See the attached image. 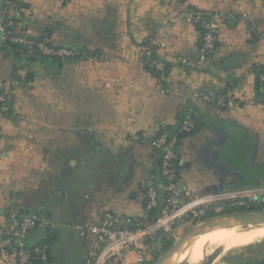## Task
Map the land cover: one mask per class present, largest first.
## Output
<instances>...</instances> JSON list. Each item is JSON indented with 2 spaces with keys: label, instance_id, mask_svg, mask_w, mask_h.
Wrapping results in <instances>:
<instances>
[{
  "label": "crops",
  "instance_id": "0c3cea01",
  "mask_svg": "<svg viewBox=\"0 0 264 264\" xmlns=\"http://www.w3.org/2000/svg\"><path fill=\"white\" fill-rule=\"evenodd\" d=\"M2 4L16 34L38 40L49 31L54 46L109 56L28 61L0 50L9 100L0 119V227L24 212L47 219L28 241L48 240L51 264H91L88 228L104 212L144 214L142 182L158 160L153 142L191 111L200 125L181 142L179 172L191 195L222 203L224 193L264 186V94L255 74L264 66V0ZM191 9L227 17L205 70L196 67L202 41L185 14ZM147 47L170 65L160 78L146 68ZM199 92L224 95L228 105L193 103ZM0 264L10 263L0 255ZM110 264L141 263L133 250Z\"/></svg>",
  "mask_w": 264,
  "mask_h": 264
},
{
  "label": "built area",
  "instance_id": "2783aa9c",
  "mask_svg": "<svg viewBox=\"0 0 264 264\" xmlns=\"http://www.w3.org/2000/svg\"><path fill=\"white\" fill-rule=\"evenodd\" d=\"M2 3L3 0H0V4ZM185 14L193 23L202 27V44L199 48L196 67L199 70H205L217 48L219 30L227 17L194 9L188 10ZM9 19L7 12L2 11L0 29L3 31V40L0 50L5 43H15L22 45L25 48L24 54L32 58L41 56L56 59L79 57L86 60L109 58L103 52H78L67 47L54 46L50 44L47 37L32 39L25 31L16 34L10 29ZM144 53L145 56L150 57L152 49L147 47ZM148 61L158 71H164V62L160 58H150ZM261 77L264 79V76ZM168 89L170 90L171 87L168 86ZM5 99L4 95H0V102H4ZM197 100L214 102L222 107L228 105L224 95L213 92H199L192 97L193 103ZM4 109L3 107L0 112V119ZM195 127L191 111L186 114L182 124L175 130L172 131L169 127L161 129L153 142L158 156L161 157L160 177L158 179L155 173H150L142 182L146 195L144 214L126 217L112 211L104 212L102 223L88 228L95 235L92 247L88 251L89 263L110 264L113 259L120 258L133 250L136 251L139 262L142 263L148 259L159 242L175 233L180 224L199 221L214 210L213 199L193 197L187 187L182 184L179 176L180 145L184 138L180 135H190ZM248 195L254 197L248 199ZM259 196H264V186L251 192L224 193L221 198L238 206H262L264 200ZM49 225L50 222L47 219L35 214H14L5 226L0 227V255L10 264H30L34 259L48 264L50 262L49 245L31 244L28 236L37 228ZM80 229L84 230V227Z\"/></svg>",
  "mask_w": 264,
  "mask_h": 264
},
{
  "label": "rangeland",
  "instance_id": "374dc122",
  "mask_svg": "<svg viewBox=\"0 0 264 264\" xmlns=\"http://www.w3.org/2000/svg\"><path fill=\"white\" fill-rule=\"evenodd\" d=\"M248 199L254 197L253 195H248ZM262 200H264V196H259ZM229 200H224L221 202H216L213 207L214 210L209 212L206 217L202 218L199 221H190L184 224H180L178 229L175 231L173 235H170L162 242H159L151 252L154 253L150 256L148 262L150 264L156 262L162 254L177 240L180 239L183 235L190 232V230L197 225L200 221L203 222L208 218H212L218 215H222L224 212L231 211L227 204H232L228 202ZM262 205V204H261ZM264 205L259 208L251 209L244 212H249L257 209L263 208ZM264 260V235L257 236L255 238L249 239L246 242L232 246L229 248L226 247H213L211 249V253L206 256L203 260H201L197 264H256L259 261ZM181 264H191L187 261H183Z\"/></svg>",
  "mask_w": 264,
  "mask_h": 264
},
{
  "label": "bare ground",
  "instance_id": "6f19581e",
  "mask_svg": "<svg viewBox=\"0 0 264 264\" xmlns=\"http://www.w3.org/2000/svg\"><path fill=\"white\" fill-rule=\"evenodd\" d=\"M232 221V218L226 220L227 223H232ZM263 235L264 221L244 227L217 228L212 226L207 233L172 252L169 264H181L183 261L197 264L211 253L213 247L229 248Z\"/></svg>",
  "mask_w": 264,
  "mask_h": 264
},
{
  "label": "trees",
  "instance_id": "16d2710c",
  "mask_svg": "<svg viewBox=\"0 0 264 264\" xmlns=\"http://www.w3.org/2000/svg\"><path fill=\"white\" fill-rule=\"evenodd\" d=\"M64 1L67 2L69 0H64ZM2 7H3V4H0V14H1V16H2V12H1L2 11ZM9 20L10 21H13L14 18L10 16V19ZM196 27L199 28L200 32H202V27L199 24H196ZM49 35H50L49 31H47L46 32V35H44L40 39H43V38H46V37L49 38ZM1 48L8 49L11 52H13L16 56L26 58L28 61H33V60H36L37 59V58L27 57L24 54L25 48L22 45H20V44L5 43V44L2 45ZM149 48L152 49L151 56L150 57H147V56H145V53H144V61H145V64H146V68L149 71H151L152 73L156 74L160 78L163 73L164 74H167L168 73V71L170 69V65L167 64L166 62H164V66H165L164 67V71H158L154 66L150 65V61H148V59H150V58L151 59H156V58H159V56H158L157 51H156L155 48H153V47H149ZM41 57H43V58H49V59H56V58L50 57V56H41ZM255 74H256V83H257L258 92L260 94H264V79H262V77H261V76H264V66H261V65L256 66L255 67ZM0 95H4L6 97V99H5L4 102H0V112H2L3 107L7 105V103L9 102V100H8V97L6 96V94L2 90H0ZM192 113H193V118H194L195 125H196L195 130L193 131V132H195L198 129V127H199L200 124H199V120L195 117V112H192ZM185 117H186V114H183V115L180 116L179 126L182 124V122L184 121ZM171 130L173 131V129H171ZM180 136L186 137L188 135L181 134ZM160 164H161V157L158 156V160H157V163H156V169L154 171L155 172V175L157 176L158 179L160 177ZM160 180H162V178H160ZM226 206H228L231 211H229L227 213L224 212L223 214H230V213H236V212H244V211H248V210H251V209H255V208H259L260 207V205L238 206V205H234V204H227ZM48 243H49L48 240H44L43 242L38 243V244H48ZM153 254L154 253H152L151 255H153ZM150 263L151 262L144 261L141 264H150ZM30 264H47V263H44L43 261H41L39 259H34V260H32V262ZM48 264H51V261ZM256 264H264V260L263 261H259Z\"/></svg>",
  "mask_w": 264,
  "mask_h": 264
},
{
  "label": "water",
  "instance_id": "95a60500",
  "mask_svg": "<svg viewBox=\"0 0 264 264\" xmlns=\"http://www.w3.org/2000/svg\"><path fill=\"white\" fill-rule=\"evenodd\" d=\"M3 40V31L0 29V45ZM232 218V223H227L226 220ZM264 221V208L249 211V212H236L230 214H222L212 218H208L203 222L195 225L190 232L180 237L174 244H172L162 256L152 264H169L170 254L178 248L185 246L192 242L195 238L207 233L208 229L212 226L217 228H230V227H244L252 224H257ZM51 234L59 232L58 227L50 229Z\"/></svg>",
  "mask_w": 264,
  "mask_h": 264
}]
</instances>
